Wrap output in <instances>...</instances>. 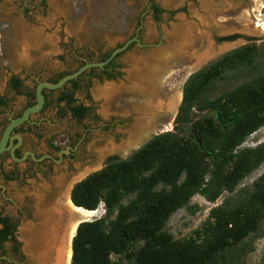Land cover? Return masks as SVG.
Instances as JSON below:
<instances>
[{
  "label": "rangeland",
  "instance_id": "1",
  "mask_svg": "<svg viewBox=\"0 0 264 264\" xmlns=\"http://www.w3.org/2000/svg\"><path fill=\"white\" fill-rule=\"evenodd\" d=\"M150 1L0 0V95L11 99L9 108L16 113L25 108L38 82L54 81L75 71L83 55L98 60L128 40L138 38L141 43L133 41L116 58L112 78L100 70L88 71L78 89L66 86L79 103L90 108L89 116L81 122L70 116L65 103L59 105L60 92L47 93L52 104L33 117L39 121L36 129L41 137L30 131L23 133V150L30 148L40 160L16 161L9 156L0 159V213L16 223L19 242L25 225L34 220L39 196L54 202L75 176L102 169L111 157L127 158L154 136L175 131L183 89L192 73L244 45L258 50L256 68L229 72L213 96L264 72V0H152L162 11L158 17ZM13 74L22 79L20 93L9 85ZM178 93L181 101L175 113L161 108L155 111L154 127L140 124L151 94L169 102ZM59 107L66 114H60ZM208 113L194 109V117ZM5 116L0 115V136ZM141 126L146 132L142 129L137 135ZM135 135L140 140L126 147ZM52 139L60 150L50 147ZM261 143L264 126L242 147ZM49 156L53 158L47 159ZM263 175L264 164L215 202L202 194L195 195L188 206L170 217L166 229L175 239L205 230L212 208L252 192ZM100 206L98 219L105 215L104 203ZM14 245L10 241L2 243L0 264L3 260L24 264L23 255L14 252ZM263 258L264 224L243 241L228 264H263Z\"/></svg>",
  "mask_w": 264,
  "mask_h": 264
},
{
  "label": "trees",
  "instance_id": "2",
  "mask_svg": "<svg viewBox=\"0 0 264 264\" xmlns=\"http://www.w3.org/2000/svg\"><path fill=\"white\" fill-rule=\"evenodd\" d=\"M153 8L158 17L161 9L155 3ZM258 56L255 46L244 45L192 73L183 89L175 131L154 136L127 158H109L102 169L74 186L77 206L95 210L103 202L105 215L80 224L71 264H228L243 241L260 230L264 175L252 192L212 208L205 230L175 239L166 229L170 217L195 195L215 202L264 164V143L242 147L264 126V72L213 96L229 72L256 68ZM113 65L110 62L105 70ZM79 79L67 85L78 89ZM13 85L16 90L22 86L19 79ZM66 86L52 92H60L58 103L65 102L73 117L82 120L90 108L78 104ZM31 96L35 99L34 92ZM194 109L210 113L194 117ZM7 222L0 213V246L12 232Z\"/></svg>",
  "mask_w": 264,
  "mask_h": 264
},
{
  "label": "bare ground",
  "instance_id": "3",
  "mask_svg": "<svg viewBox=\"0 0 264 264\" xmlns=\"http://www.w3.org/2000/svg\"><path fill=\"white\" fill-rule=\"evenodd\" d=\"M151 95V100L147 99L148 101H146V116L139 119L141 125L149 124L150 127L148 128L155 126V111L161 108L164 111L163 108H165L175 113L181 101L180 93L170 99L169 102L159 99V95ZM142 129L145 128L141 126L137 135L142 133ZM144 131L146 132V129ZM145 132L141 137L144 136ZM137 135L135 138H129L126 147L130 148L140 140L141 137H137ZM90 171H84L77 178L86 176ZM66 187L67 185L63 188L59 199L54 202L49 203L39 196L35 206L34 220L23 228L25 249L36 259L37 264H69L72 256V239L78 224L83 220L97 218L98 212L101 211L100 208L84 210L75 207L70 197L71 186L68 187L69 190Z\"/></svg>",
  "mask_w": 264,
  "mask_h": 264
},
{
  "label": "flooded vegetation",
  "instance_id": "4",
  "mask_svg": "<svg viewBox=\"0 0 264 264\" xmlns=\"http://www.w3.org/2000/svg\"><path fill=\"white\" fill-rule=\"evenodd\" d=\"M153 5H154V2L153 1H150V7H151V9H152V11H153V13H154V8H153ZM122 46V45H121ZM120 46V47H121ZM118 48V47H117ZM116 49V48H115ZM104 55V54H103ZM103 55H101V56H103ZM121 55V53L120 54H118L112 61H114V65H115V60H116V58L118 57V56H120ZM101 56H99V58H98V60H92V61H100V59H101ZM81 59V63H83V62H85V63H87V62H92V61H90L87 57H85L84 55L82 56V58H80ZM106 60V59H105ZM111 61V62H112ZM84 63V64H85ZM84 64H81L79 67H81L82 65H84ZM110 64V63H109ZM109 64H107L105 67H103V68H97V67H94V68H90V69H88V70H86L81 76H80V81H81V78H82V76L86 73V72H88V71H91L92 73H95V71L96 70H100L101 72H102V74H104V75H107V76H109L110 77V75H111V77L110 78H112V73H113V69H114V65L112 66V67H110V68H108L107 70H105V68L109 65ZM78 67V68H79ZM77 68V69H78ZM105 72H106V74H105ZM72 73V72H71ZM15 79H19V81L21 82V84H22V86H23V83H22V79L20 78V77H18L17 75H15V74H13L12 76H10V78H9V85H10V87L14 90V91H16L17 93H20L21 92V88H22V86H21V88L19 89V90H16L15 88H14V85H13V81L15 80ZM39 83V82H38ZM38 85V84H37ZM36 85V86H37ZM67 85V84H66ZM65 85V86H66ZM64 86V87H65ZM64 87H62L61 89H63ZM72 87L73 88H75L73 85H72ZM58 90H60V89H58ZM35 91H36V87H35ZM52 91H55V90H44V95H45V104H44V108H43V110L41 111V112H39V113H37V114H34L31 118H30V120L29 121H26V122H24L22 125H20L19 127H16L15 129H14V131L12 132V134L13 135H16V134H20V135H22V143L19 145V146H17L16 148H15V150H14V155L17 157V158H23V156H24V154L25 153H27V152H29V151H31V152H33V150H31L30 148H26V149H24L23 150V145H24V135H23V133H25V131H30V132H34L35 133V135L39 138V137H41V134H39L38 132H37V129L36 128H39L38 127V125H39V121L38 120H33V117L34 116H37V115H39V114H41V113H43L44 112V110L45 109H47L48 107H50V105L52 104L51 103V101H50V99H49V96H48V92H50V93H54V92H52ZM67 91V90H66ZM67 92H69V91H67ZM33 93V92H32ZM34 94H35V92H34ZM59 96H60V94H59ZM10 101H11V99H7V97L6 96H3V95H0V115L1 114H6V116L4 117V123H5V127L8 125V123L11 121V119L12 118H15V117H18V116H20L22 113H23V111L26 109V108H28V106L31 104V103H33V102H35L36 103V95H35V99H33L32 98V96H31V94H30V98H29V100H28V103L26 104V106H25V108L21 111V112H13L9 107H10V105H11V103H10ZM47 102H49V103H51L48 107H45V105H46V103ZM61 103H65V102H61ZM60 103V104H61ZM78 104H79V102H77ZM59 104V105H60ZM66 104V103H65ZM67 106V105H66ZM88 107V106H87ZM64 111H66V110H64V108L63 107H59V112H60V114H62L63 115V112ZM69 113H70V116L74 119V120H76V121H78V122H81L82 120H84L86 117H88L89 116V114H90V110L87 112V116L86 117H84L82 120H79V119H77V118H75V117H73V115H72V113L69 111ZM8 114V115H7ZM5 127H4V129H5ZM4 129H3V131H4ZM86 129H88L87 127H86ZM3 131H2V133H3ZM2 135V134H1ZM1 137V136H0ZM77 137H80V134H77ZM13 141H14V143L15 144H17L18 142H19V138L18 137H16V138H14L13 139ZM49 145H50V147L52 148V149H55V150H60V147L57 145V142H55V140H49ZM56 147H58V148H56ZM69 155H73V153L72 152H70V154ZM5 156H9L10 158H12L13 159V157H12V154H11V150H7V151H5L2 155H1V157H0V159H2L3 157H5ZM50 158H47V159H51V158H53L52 156H49ZM30 159H32V156L30 155V154H27V157L25 158V162H29L30 161ZM14 160V159H13ZM8 177V176H7ZM1 217L3 218V219H7L8 220V224H10L11 225V227H12V232H11V234L10 235H8V237H7V240H5V241H10V242H12L13 244H15L14 245V252L16 253V254H19V256L20 255H23V257H24V264H37L36 263V259L29 253V252H27L26 251V249H25V241H24V239H23V233H22V241L21 242H19L18 240H17V236H16V223L8 216H4V215H2L1 214ZM3 226V224H1L0 225V227H2ZM20 244V245H19ZM23 244H24V247H23ZM21 246H22V249H21ZM3 264H14V263H9L7 260H3ZM16 264H18V263H16Z\"/></svg>",
  "mask_w": 264,
  "mask_h": 264
},
{
  "label": "water",
  "instance_id": "5",
  "mask_svg": "<svg viewBox=\"0 0 264 264\" xmlns=\"http://www.w3.org/2000/svg\"><path fill=\"white\" fill-rule=\"evenodd\" d=\"M133 41H137L139 43V45H141L140 40L138 38H134L131 40H128L127 42H125L121 47H118L116 49H114L111 54L108 56V58L104 61H92V62H87L84 65H82L81 67H79L78 69H76L75 71H73L70 74H67L63 77H61L57 82L52 83L49 81H40L38 83V85L36 86V91H35V95H36V104L33 106H30L28 108H26L23 113L15 118H12L11 121L8 123V125L5 127L1 137H0V157L1 155L7 151V150H11V154L14 160L16 161H23L25 160V158L27 157V154H30L32 156V158H34L35 160H40L39 158H36L34 156V153L29 151L27 153L24 154L23 158H17L14 155V150L17 146H19L22 143V135L20 134H16L13 135L12 132L14 131V129L16 127H19L20 125H22L24 122L29 121L30 118L34 115L37 114L39 112H41L44 108V104H45V95H44V90H58L61 89L62 87H64L68 82L78 79L86 70L90 69V68H103L105 67L107 64H109L118 54L124 52L129 45L133 42ZM199 68V67H198ZM201 69V68H200ZM18 137L19 138V142L17 144L14 143L13 139ZM66 152V151H65ZM64 153V152H62ZM96 171H92L90 173H88L86 176L84 177H80L77 178V176H75L72 180H70L67 184L68 188L69 186H71L70 188V197H71V201L73 203V205L77 208H82L84 210H89L86 209L82 206H77L74 201L72 200V190L74 188V186L83 181L85 178H87L89 175H91L92 173H94ZM101 206L99 205L98 208H100ZM97 208V209H98ZM102 208V207H101ZM97 218L93 219V220H83L81 221L76 229L75 235L73 236L72 239V256L70 259V263H72V258H73V240L74 237L76 236L78 227L80 226L81 223L83 222H91V221H95L97 220Z\"/></svg>",
  "mask_w": 264,
  "mask_h": 264
}]
</instances>
